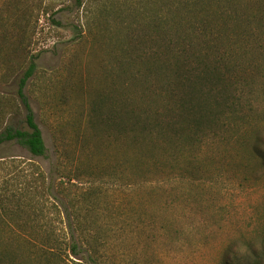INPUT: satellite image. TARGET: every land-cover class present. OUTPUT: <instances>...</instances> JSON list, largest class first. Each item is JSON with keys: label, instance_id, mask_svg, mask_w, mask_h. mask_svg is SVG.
Listing matches in <instances>:
<instances>
[{"label": "rangeland", "instance_id": "1", "mask_svg": "<svg viewBox=\"0 0 264 264\" xmlns=\"http://www.w3.org/2000/svg\"><path fill=\"white\" fill-rule=\"evenodd\" d=\"M176 1L0 0V133L28 130L15 80L31 55L23 92L46 147L36 157L0 146L2 264H46L50 232L64 249L68 232H85L92 253L59 264H245L264 254V154L252 149L259 139L264 150V0L210 6L208 39L226 54L206 59L218 65L210 85L232 110L177 137L167 124L181 120L189 70L170 71L178 62L164 48L176 34L160 30ZM140 2L149 19L137 18ZM133 48L134 66L124 61ZM133 114L145 124L133 129Z\"/></svg>", "mask_w": 264, "mask_h": 264}, {"label": "trees", "instance_id": "2", "mask_svg": "<svg viewBox=\"0 0 264 264\" xmlns=\"http://www.w3.org/2000/svg\"><path fill=\"white\" fill-rule=\"evenodd\" d=\"M215 1L216 0L176 1L180 8H176L178 6L175 7L172 4L171 8H174L172 9V12L163 11V18L166 20L167 16H170L171 23H169L170 26L167 24L161 25L160 30L167 29L170 33L174 32L176 34L173 39L171 37L166 39L168 49L164 48V53L171 54L170 57H174L176 62H178V65L173 66L170 71L173 69H177L176 71H181V69L184 71L189 70L187 73L188 76L181 77L179 80V86L182 89H186L185 95L183 93L184 99L179 101L180 110H178V113L181 115V120L178 122L175 120L170 125L169 123L167 124V127L170 126V128H173L171 131H173L172 133L176 137L183 135L186 129H194L195 134H199L203 130H210L216 125L214 120L217 116L220 118L221 115L227 110H232L230 105L227 104V100L224 102V108L221 110L222 103L217 102L216 89H213L211 86L212 84L210 85V83H217V81H214V79H210V76L220 81V78H217L218 75H216V72L218 71V65L209 68V65L206 62L208 57L217 58L226 55L224 53H217L219 51L216 49L218 43L213 42L212 45L211 38L210 40L208 39L209 35L213 36L215 32H206L209 25H216L218 22L217 19L213 20L210 18V6H212ZM223 1L226 3L228 0ZM141 3L142 2H140L139 5ZM74 5L76 8H80L82 5V0H75ZM133 5L138 6L136 4ZM136 11V16L139 20H145L147 18L149 19V16L146 14L148 13L147 5H140L136 8ZM239 16L240 15L237 14L235 10L228 13L229 19H234L235 22L240 21ZM129 35H131V33L127 32V36L130 39ZM149 39L151 41V38ZM144 44H147V40H145ZM135 49L136 48H133L132 51L134 52L130 55H136L137 59L133 58L132 56H130L128 59L125 58L124 61L126 64L134 66L136 64V60H141L140 51L139 53H136L137 50ZM24 51L25 49L22 48V46H19V52L24 54ZM151 53L155 54L157 52L151 51L146 55H150ZM27 57L28 56H25V60ZM34 60V56L29 55L25 64V71L23 70L24 72H22V76L15 80V84L17 85L15 92L23 110L25 111L24 123L28 130L25 131L10 126L5 127L0 133V146L3 143L14 141L25 148L32 156L42 157L46 153V147L43 142L41 131L34 121L33 113L23 92L28 79L32 77L35 71L36 64ZM22 64L18 65L22 66ZM163 67H166V65ZM213 71L214 73H211ZM147 72H151V70L147 69ZM14 74V69L9 67L7 77H10ZM122 74L126 77L127 70H122ZM211 100H213V102H211ZM139 123V118L133 114L130 117V125L132 128L134 129ZM178 123H180V125ZM140 124L144 125L145 122L142 121ZM142 130H147V128L143 127ZM262 146L263 142H261L259 139H256L252 145L253 151L260 158H262L261 155L264 154ZM60 184L63 186V182H60ZM28 188H32V186H28ZM75 225L77 226V220L73 218L71 221V227H76ZM68 235L69 241L67 244H65L67 246L65 249L63 248L65 240H63L62 237L57 234V232H50L49 235L46 236L40 250V258L44 263H65L68 261L65 259V257H78L82 252H85L88 257H81H86V260L88 261L92 259V253H90V251L82 250L83 247H85L83 245V241L86 242L85 232H68ZM224 259L225 260L223 264H230L227 258ZM1 262L2 261L0 260V264H2ZM245 264H264V254H250V256L246 259Z\"/></svg>", "mask_w": 264, "mask_h": 264}]
</instances>
